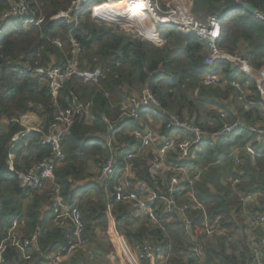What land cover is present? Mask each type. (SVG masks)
I'll list each match as a JSON object with an SVG mask.
<instances>
[{
	"label": "trees",
	"instance_id": "trees-1",
	"mask_svg": "<svg viewBox=\"0 0 264 264\" xmlns=\"http://www.w3.org/2000/svg\"><path fill=\"white\" fill-rule=\"evenodd\" d=\"M18 1L0 0V17ZM74 1L26 0L30 18L18 23L13 20L0 35V246L15 222L26 236L43 226L40 247L44 255L64 245L65 233L44 225V207L50 205L52 198L50 186L41 191L27 190L19 178L20 172L51 158L52 149L41 145L42 134L37 132H31L12 148L14 136L24 128L17 123L6 125L3 120L35 112L41 116L46 131L58 111L73 108L77 100L82 105L91 103L92 119L77 117L63 139L66 160L55 170V182L61 188L63 200L81 210L88 245L65 264H109L108 256L113 251L106 234L110 203L116 228L128 243L135 246L148 242L160 247L168 258L167 264H203L193 253L196 245L203 248L205 258L213 264H251L250 242L245 232L246 208L239 199L256 195L258 203L251 209L264 213V138L244 130L226 139L207 141L188 164L202 168L195 192L211 220L225 230L224 236L216 238L207 236L199 214L193 215L195 241L186 234L178 217L158 212L154 224L139 215L131 204L113 201L94 178L96 164L110 155V140L113 148L125 145V149H120L122 159L127 151L139 149L129 132L141 128L140 122L126 123L121 132L110 130V124L120 116L119 104L126 96L149 88L165 112L217 131L237 119L250 125L264 124V101L258 93L256 77L244 74L226 61L207 67L208 43L195 34L164 28L160 33L162 44L157 45L131 30L98 23L92 15L93 7L107 0H92L79 13L77 26L68 24L66 19L53 20L67 12ZM191 1L192 13L198 21L206 22L211 16L220 21L222 34L217 42L220 49L232 56H243L256 70L264 69V18L234 10L242 1L264 15V0ZM39 18L44 19L40 26L29 23ZM72 38L80 48V69L91 72L100 69L103 78L98 87L75 77L68 78L55 100L42 78L21 74L20 70L28 66L64 65L74 50ZM206 73L220 78L219 84H227L205 86ZM235 80L250 92L243 100L230 87ZM161 134H165L164 129ZM248 146L261 156L246 155ZM236 151L239 165L235 161ZM11 155L14 172L9 170ZM152 158L151 152H142L135 161L138 179L150 184L147 163ZM236 180L240 182L233 185ZM4 259L5 264H23L13 247H7ZM43 263L45 259L34 254L33 264Z\"/></svg>",
	"mask_w": 264,
	"mask_h": 264
},
{
	"label": "built area",
	"instance_id": "built-area-1",
	"mask_svg": "<svg viewBox=\"0 0 264 264\" xmlns=\"http://www.w3.org/2000/svg\"><path fill=\"white\" fill-rule=\"evenodd\" d=\"M91 1L76 0L67 12L61 13L53 20L66 19L68 24L77 26L79 13ZM123 1H127L125 11L131 13L134 8H137L139 12L149 17L152 25L147 24L148 20L147 22L142 20L141 27L133 26L130 28L119 22V18L122 16L115 12L110 20L98 14V12H103L101 9L106 4H116ZM30 15L31 9L26 0H19L10 11L0 17V35L4 33L13 20L27 19L30 18ZM92 15L100 24L135 30L140 37L157 45L162 44L159 30L164 28L177 29L185 34H195L208 43L209 54L205 58L207 67L211 68L217 62L226 61L238 67L244 74L255 76L258 93L264 101V69L256 70L243 56L229 55L218 47L217 42L221 38L222 26L217 17L211 16L207 18L206 22H200L195 19L192 10L187 6L167 10L161 7L159 0H107L94 6ZM43 21V18H39L37 21L31 20L29 23L40 26ZM145 28H147L149 36L142 31ZM152 36H156V38L151 39ZM154 39H157L158 42H153ZM71 40L74 50L64 65L47 68L28 66L20 70L21 74L28 73L42 78L55 100L68 78L75 77L81 79L85 84L97 87L100 86L103 78V72L100 69L93 72L80 69L78 58L80 48L73 38ZM56 44L62 48L61 42L57 41ZM219 83L220 78L211 73H206L203 78L205 86L227 84ZM230 87L239 94L240 100L250 94L238 80L232 81ZM91 106V103H87L85 105L79 104V107L74 106L68 110H59L46 131L43 130L42 126L33 125L35 112H29L20 118L3 120L6 125L17 123L24 128V131L14 136L12 148L29 136L31 132L41 133V145L51 147L53 152L51 158H45L30 169L20 172L19 178L22 187L27 190L41 191L46 185L50 186L52 198L48 210L51 213V224L54 229L65 233V243L52 253L44 255L40 247V239L44 232L43 226H39L29 236H21V227L15 222L6 231V238L0 246V264H5L4 253L8 246L17 250L23 264H33V257L36 253L45 259L43 264H65L77 251L86 249L88 241L85 237L86 224L83 214L77 206L70 205L63 200L61 188L55 182V170L66 160L62 146L63 139L69 135L77 117L85 116L87 119H92ZM119 110L120 116L116 122L110 124V130L121 132L126 123L130 121L140 122L141 128L129 132L139 144V149L127 151L122 159L120 149H125V145H122L121 148H113L110 140L108 142L109 157L96 164L95 182L103 188L113 201L131 204L139 215L146 217L154 224L157 223L158 212L178 217L186 234L194 241V214H199L202 217L201 225L209 238L224 236L225 230L220 224L211 220L206 206L198 199L195 192V186L202 177V168L199 166L189 167L188 164L196 158L202 145L207 141L226 139L244 130L259 138H264V124L250 125L241 119H237L217 131H210L194 120L165 112L160 101L149 88L144 89L140 94L126 96L119 104ZM119 124H122V127H118ZM163 129L165 134H161ZM247 151L251 156H261L251 148H248ZM142 152H151L153 156L147 163L152 184L140 181L137 177L135 161ZM235 161L237 165L240 164L238 155L235 156ZM9 170L15 171L12 155L10 156ZM120 171H122L124 178L122 182L117 180ZM239 182L236 180L233 185ZM239 201L245 207L251 208L258 203L256 195L240 197ZM112 208L113 204L110 203L108 205L109 218H112L110 214ZM244 215L245 232L249 237L252 254L251 264H264V213L251 209ZM109 236L115 246L116 255L114 256L121 263L124 260L127 264H157L164 257L162 249L151 243L146 242L131 246L126 238L118 232L116 226H112L109 230ZM193 253L204 264L206 258L203 248L196 245L193 247ZM112 258L114 259V257ZM112 258L111 260H113Z\"/></svg>",
	"mask_w": 264,
	"mask_h": 264
},
{
	"label": "bare ground",
	"instance_id": "bare-ground-1",
	"mask_svg": "<svg viewBox=\"0 0 264 264\" xmlns=\"http://www.w3.org/2000/svg\"><path fill=\"white\" fill-rule=\"evenodd\" d=\"M127 4V1H123V2H119V3H114V4H106L101 10H103V12H98L99 15L104 16V18H106L107 20L112 19V14L115 12L117 14H119L120 17V23H123L124 25H126L127 27L133 28L134 27H141V21H140V17H142L144 20L147 21V19L149 18L148 16L144 15V13L139 12V10L136 8H134L132 10V12H127L125 11V5ZM109 12V13H108ZM131 25V26H130ZM143 32L146 33L147 36H149L150 34H148V30L147 28H145L144 30H142Z\"/></svg>",
	"mask_w": 264,
	"mask_h": 264
},
{
	"label": "rangeland",
	"instance_id": "rangeland-1",
	"mask_svg": "<svg viewBox=\"0 0 264 264\" xmlns=\"http://www.w3.org/2000/svg\"><path fill=\"white\" fill-rule=\"evenodd\" d=\"M159 3L161 5V7H163L164 9H167V10H169V8H170V10L175 9L177 7L182 8L184 5L192 10V5H193L191 0H159ZM139 19H140V21L144 20L142 17H140ZM195 19H196V17H195ZM20 20L21 19H16V23L20 22ZM147 20L149 21L147 24H149L151 26L152 25L151 21L149 19H147ZM111 27H115V26H111ZM124 29H126V28H124ZM133 32L136 33L137 35H139L135 30H133ZM159 32L161 33V30H159ZM37 118H38V122L42 126V118L39 114H37ZM47 207H49V205ZM110 220H111V226L110 227L108 226V229L106 232L107 238L109 239L111 245L113 246V251L108 256L109 264H127L124 260L121 263L119 261V259L117 257L115 258V256H114V255H116L115 246L113 245L112 240L109 236V230H111V228H112V226H114V224H113V220L112 219H110ZM20 234H21V236L23 235L21 232H20ZM112 257H114V259ZM111 258L113 260H111Z\"/></svg>",
	"mask_w": 264,
	"mask_h": 264
},
{
	"label": "crops",
	"instance_id": "crops-1",
	"mask_svg": "<svg viewBox=\"0 0 264 264\" xmlns=\"http://www.w3.org/2000/svg\"><path fill=\"white\" fill-rule=\"evenodd\" d=\"M151 39H153V38H156V36H152V37H150ZM157 39H154L153 40V42H158V41H156ZM239 81V80H238ZM33 125H38V126H41V124L38 122V118H37V114H34V121H33ZM248 148H251V150H253L254 152H256L255 151V149L253 148V147H250V146H248L247 147V149ZM247 149H246V155H249V156H251L250 155V153L247 151ZM236 155H239V151H236L235 152V156ZM13 157V160H14V156H12ZM95 172H96V169H95ZM96 174V173H95ZM122 171H120L119 173H118V177H117V180L119 181V182H122L123 180H124V178L122 177ZM95 177H96V175H95ZM95 179V178H94ZM95 181V180H94ZM246 208V211L245 212H249L250 210H251V207H245ZM49 207H47V206H45L44 207V211H43V213H44V225L45 226H48L49 228H53L52 227V224H51V213L49 212ZM138 213V212H137ZM245 214V213H244ZM110 219H112V218H109V226L111 225V220ZM113 220V219H112ZM113 224H114V227L116 226L115 225V220H113ZM248 239H249V237H248ZM167 262H168V258H166V257H162L159 261H158V263L157 264H167Z\"/></svg>",
	"mask_w": 264,
	"mask_h": 264
},
{
	"label": "water",
	"instance_id": "water-1",
	"mask_svg": "<svg viewBox=\"0 0 264 264\" xmlns=\"http://www.w3.org/2000/svg\"><path fill=\"white\" fill-rule=\"evenodd\" d=\"M234 10H242L244 12L249 13L252 16H258L261 18H264V15L259 12L256 8L252 7L249 4H245L244 2H239L235 7ZM79 102L76 100L75 101V106L79 107ZM204 264H213L209 259H205Z\"/></svg>",
	"mask_w": 264,
	"mask_h": 264
}]
</instances>
